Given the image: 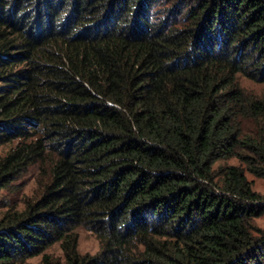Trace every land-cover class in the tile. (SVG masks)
<instances>
[{
    "label": "trees",
    "instance_id": "obj_1",
    "mask_svg": "<svg viewBox=\"0 0 264 264\" xmlns=\"http://www.w3.org/2000/svg\"><path fill=\"white\" fill-rule=\"evenodd\" d=\"M240 77L264 83V0H0V264H264V97Z\"/></svg>",
    "mask_w": 264,
    "mask_h": 264
},
{
    "label": "rangeland",
    "instance_id": "obj_2",
    "mask_svg": "<svg viewBox=\"0 0 264 264\" xmlns=\"http://www.w3.org/2000/svg\"><path fill=\"white\" fill-rule=\"evenodd\" d=\"M180 6V5H179ZM182 6V5H181ZM178 7V6H177ZM162 8H167L163 5ZM166 10V9H165ZM177 12V10L174 9ZM179 13H184L185 8H179ZM178 13V14H179ZM242 86L252 94L264 97V83H259L250 80L245 77L239 78ZM10 147L3 146L0 148V158H2ZM226 164H240L236 159L229 160ZM248 179L252 182V188L254 191L264 194V178L255 177L254 175L247 173ZM40 171L37 166L30 167L27 171H24L11 185V187L3 193L4 200L9 204H18L21 208L25 201L34 199L38 195V191L41 183ZM255 225L261 229H264V215L254 220ZM99 250V241L97 237L90 231L85 229H79V251L82 254H95ZM50 253L57 259H64L63 251L60 245L55 244ZM24 264H42V256H36L28 259Z\"/></svg>",
    "mask_w": 264,
    "mask_h": 264
}]
</instances>
